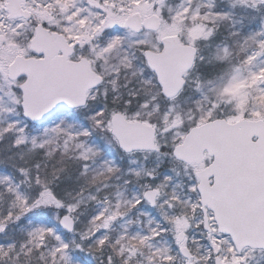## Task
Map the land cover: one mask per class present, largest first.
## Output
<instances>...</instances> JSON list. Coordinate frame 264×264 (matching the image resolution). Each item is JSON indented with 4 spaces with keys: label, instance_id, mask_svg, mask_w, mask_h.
I'll return each mask as SVG.
<instances>
[{
    "label": "snow or ice",
    "instance_id": "6c2138e0",
    "mask_svg": "<svg viewBox=\"0 0 264 264\" xmlns=\"http://www.w3.org/2000/svg\"><path fill=\"white\" fill-rule=\"evenodd\" d=\"M264 0H0V264H261Z\"/></svg>",
    "mask_w": 264,
    "mask_h": 264
},
{
    "label": "rangeland",
    "instance_id": "374dc122",
    "mask_svg": "<svg viewBox=\"0 0 264 264\" xmlns=\"http://www.w3.org/2000/svg\"><path fill=\"white\" fill-rule=\"evenodd\" d=\"M262 261H264V260H262ZM262 261H261V264H262Z\"/></svg>",
    "mask_w": 264,
    "mask_h": 264
},
{
    "label": "trees",
    "instance_id": "16d2710c",
    "mask_svg": "<svg viewBox=\"0 0 264 264\" xmlns=\"http://www.w3.org/2000/svg\"><path fill=\"white\" fill-rule=\"evenodd\" d=\"M262 263L264 264V261H262Z\"/></svg>",
    "mask_w": 264,
    "mask_h": 264
}]
</instances>
